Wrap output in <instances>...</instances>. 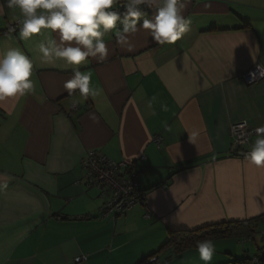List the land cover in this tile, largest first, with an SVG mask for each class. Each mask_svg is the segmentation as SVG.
<instances>
[{"label": "crops", "instance_id": "1", "mask_svg": "<svg viewBox=\"0 0 264 264\" xmlns=\"http://www.w3.org/2000/svg\"><path fill=\"white\" fill-rule=\"evenodd\" d=\"M157 3L145 0L148 18ZM180 3L191 23L174 44L147 30L127 43L105 35L108 56L77 66L96 91L86 98L63 87L72 66L42 61L47 31L22 40L8 31L19 10L0 13V54L20 49L34 65L33 90L0 101V264H139L169 231L264 216V168L237 157L230 137L232 123L264 125V79L237 78L264 66V0ZM89 153L137 162L146 204L102 218L105 197L86 187L81 166ZM228 252L216 248L210 264L228 263ZM157 261L205 264L196 248L166 247Z\"/></svg>", "mask_w": 264, "mask_h": 264}, {"label": "clouds", "instance_id": "2", "mask_svg": "<svg viewBox=\"0 0 264 264\" xmlns=\"http://www.w3.org/2000/svg\"><path fill=\"white\" fill-rule=\"evenodd\" d=\"M144 4L145 0H126L121 11L118 0H0V13L5 8L19 10L22 18L9 31L18 28L22 40L47 31L48 35L37 45L42 61L60 60L72 66L63 87L69 95L79 90V95L86 98L96 95V91L90 87L91 74L77 66L87 64L90 57L103 60L108 56L106 34L114 31L118 43H127L128 34L147 30L155 42L174 44L189 30L191 21L182 14L184 5L180 0H158L151 18L142 7ZM53 34H58V39ZM33 67V60L20 49L0 54V101L33 90ZM256 68V72L250 73L252 80L264 78V66L258 64ZM162 107L166 110V105ZM251 135L255 139L245 159L264 168V125L256 127ZM195 247L199 258L210 264L216 251L213 240H197Z\"/></svg>", "mask_w": 264, "mask_h": 264}, {"label": "built area", "instance_id": "3", "mask_svg": "<svg viewBox=\"0 0 264 264\" xmlns=\"http://www.w3.org/2000/svg\"><path fill=\"white\" fill-rule=\"evenodd\" d=\"M122 5L121 3L118 4L121 11L123 10ZM142 7H144L146 12L150 9L147 6ZM17 25L18 22L11 25L10 28H16ZM9 32L16 33L17 31ZM256 71L257 68L255 65L249 71L239 74L237 78L245 85H256L264 79L257 78L252 80L250 73ZM255 128L251 127L247 121H239L230 125L231 151L237 157L245 159V154L251 150L248 147L250 140L255 137L251 135ZM154 142L158 145L160 139L155 138ZM81 166L86 187L100 191L105 197V201L100 209L102 218L122 217L133 208L146 204V194L138 188L136 181L137 162L115 163L106 157L89 153L81 162ZM86 259V256H81L76 258L74 262L79 264L86 261ZM154 261L155 259H150L143 264H151ZM253 264H256V260L253 261Z\"/></svg>", "mask_w": 264, "mask_h": 264}, {"label": "trees", "instance_id": "4", "mask_svg": "<svg viewBox=\"0 0 264 264\" xmlns=\"http://www.w3.org/2000/svg\"><path fill=\"white\" fill-rule=\"evenodd\" d=\"M2 32L0 31V35ZM264 216L252 219L249 221L241 222H226L214 225L201 227L192 231H169L168 238L157 253H154L141 261L139 264H143L150 259H155L151 264H164L157 261V254L166 247L173 249L174 254H180L185 250L196 248L195 242L201 239L211 240H223L231 237H245L242 243L251 240V234L258 227L259 221L263 220ZM241 242V241H240ZM256 260V264H264V258L259 256L242 259H233L231 262L225 264H253Z\"/></svg>", "mask_w": 264, "mask_h": 264}, {"label": "rangeland", "instance_id": "5", "mask_svg": "<svg viewBox=\"0 0 264 264\" xmlns=\"http://www.w3.org/2000/svg\"><path fill=\"white\" fill-rule=\"evenodd\" d=\"M251 240L242 243L245 237H231L223 240H218L220 246L216 248H226L228 252V262L233 259H242L245 257L253 258L259 256L264 258V221L251 234ZM241 241V242H240Z\"/></svg>", "mask_w": 264, "mask_h": 264}]
</instances>
